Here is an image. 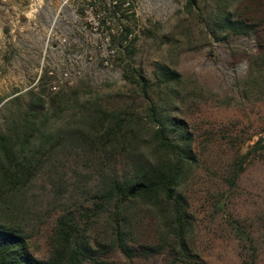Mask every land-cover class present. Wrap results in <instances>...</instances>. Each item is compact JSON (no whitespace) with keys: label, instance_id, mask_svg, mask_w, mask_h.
<instances>
[{"label":"trees","instance_id":"trees-1","mask_svg":"<svg viewBox=\"0 0 264 264\" xmlns=\"http://www.w3.org/2000/svg\"><path fill=\"white\" fill-rule=\"evenodd\" d=\"M232 2L185 0L184 9L197 11L215 41L254 36L257 52L246 54L247 72L236 81L248 101L264 95V14ZM136 39L123 46L121 62L131 91L145 97L140 110L103 105L100 96L80 99L75 89L30 90L6 102L9 113L0 124V264H105L114 251L128 260L166 252L186 264H206L191 243L187 194L203 156L194 129L178 115L184 114L180 103L191 99L198 105L201 93L188 90L184 75L164 61L153 78L143 75L133 64ZM261 149L264 137L247 155ZM81 166L90 172L85 175ZM233 166L232 185L242 160ZM38 181L43 192L29 193ZM71 187L80 197L70 201L65 193ZM38 205L47 207L44 257L31 249L34 226L29 229L25 216ZM149 220L154 232L145 234ZM245 236L255 247L252 234Z\"/></svg>","mask_w":264,"mask_h":264},{"label":"rangeland","instance_id":"rangeland-1","mask_svg":"<svg viewBox=\"0 0 264 264\" xmlns=\"http://www.w3.org/2000/svg\"><path fill=\"white\" fill-rule=\"evenodd\" d=\"M140 1L137 15L129 19V25L138 29L133 64L153 78L156 64L164 61L184 75L188 90L201 93L198 105L187 99L179 104L184 114H178L194 129L203 156L187 186L194 217L192 246L206 264H264V149L247 155L252 144L264 137V95L244 100L236 85L248 69L246 54L257 52L255 38L234 35L215 41L206 35L196 10L187 14L185 0ZM60 3L0 0V124L9 113L8 100L42 88L48 94L75 89L80 99L100 96L107 106L137 110L146 106L145 97L132 92L123 76L121 49L109 64L99 61L98 37L81 21L74 23L71 11ZM232 4L264 14V0ZM70 112L71 108L66 113ZM217 138L219 145L211 144ZM238 159L243 169L232 185L228 175L237 168L233 165ZM79 169L85 175L90 172L85 166ZM39 181L29 193L43 192ZM79 191L68 189L67 200L79 198ZM38 210L25 216L29 229L34 226L31 249L44 257L49 248L47 207ZM149 221L143 227L145 234L154 232ZM246 233L254 237L255 247L245 241ZM103 260L105 264H186L166 252L128 260L114 251Z\"/></svg>","mask_w":264,"mask_h":264},{"label":"built area","instance_id":"built-area-1","mask_svg":"<svg viewBox=\"0 0 264 264\" xmlns=\"http://www.w3.org/2000/svg\"><path fill=\"white\" fill-rule=\"evenodd\" d=\"M61 0L60 7L69 9L72 21H81L88 27L91 35L99 39L97 59L105 64L112 62L117 50L123 51L127 41L138 36V29L129 25V19L136 16L139 0ZM131 28L129 32L127 28ZM124 34L123 44H119L120 35ZM65 39H62L63 43ZM91 58V57H90ZM96 58V57H95Z\"/></svg>","mask_w":264,"mask_h":264}]
</instances>
